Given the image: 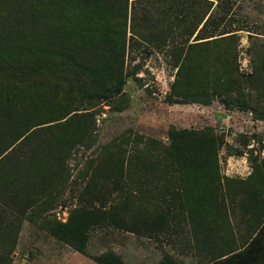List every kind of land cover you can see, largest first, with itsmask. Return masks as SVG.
I'll return each instance as SVG.
<instances>
[{"label": "trees", "instance_id": "obj_1", "mask_svg": "<svg viewBox=\"0 0 264 264\" xmlns=\"http://www.w3.org/2000/svg\"><path fill=\"white\" fill-rule=\"evenodd\" d=\"M244 8L240 0H0V236L13 234L16 210L41 198L40 211L55 202L68 175L49 183L51 171L66 172L72 148L96 128L93 110L120 99L126 77L137 72L138 63L128 73L125 68L129 45H172L176 71L168 103L208 105L216 97L264 119V44L247 48L249 70L237 63L239 31L261 32L264 23L244 25L240 17L253 18ZM253 8L264 13L258 0ZM167 134L166 154L191 225L208 228L211 211L227 214V208L245 224L242 246L219 249L212 262L264 264V156L251 155L250 172L235 178L218 168L221 141L211 127L173 126ZM5 216H13L10 227ZM104 219L136 234L164 229L142 212L127 221L80 206L49 232L98 264H127L111 249L85 251L89 230ZM174 262L165 255L156 264Z\"/></svg>", "mask_w": 264, "mask_h": 264}, {"label": "rangeland", "instance_id": "obj_2", "mask_svg": "<svg viewBox=\"0 0 264 264\" xmlns=\"http://www.w3.org/2000/svg\"><path fill=\"white\" fill-rule=\"evenodd\" d=\"M258 1L264 4V0ZM240 2L245 7L243 12L253 15L240 17L245 19L244 25H251V19L257 25L264 23V13L253 8L255 0ZM239 35L237 63L244 72L250 68L247 48L264 44V31L244 29ZM143 44L137 49L128 46L124 58L127 73L133 65L138 63L139 67L136 74L126 77L124 94L93 110L96 128L72 148L64 164L66 172L51 171L49 183H58L60 177L68 175L66 182L60 181L55 202L40 211L38 208L44 205L41 198L33 200L25 211L16 210L13 234L4 232L0 236V264H62L69 256L77 255L79 250L54 238L49 228L66 222L69 213L80 206L112 211L116 216L124 215L127 221L137 212L147 214L151 220L158 219L164 229L144 239L133 236L129 240L132 247L146 249L142 252L150 258L146 264L156 262L158 248L172 252L176 258L190 257L196 259L193 264H203L223 247L242 246L245 224L230 208L227 214L212 210L208 228L191 225L174 164L166 154L170 142L167 131L173 126L199 130L211 127L221 141L220 172L244 178L251 170L249 157L264 156V119L255 118L248 110L227 108L216 97L208 105L183 100L168 103L166 95L176 71L172 45L147 50ZM119 101L122 106L116 109ZM49 197L44 196V200ZM116 204L123 205V209L112 208ZM12 217H4L9 227ZM120 229L104 219L89 230L87 254L109 249L110 240L123 232ZM134 261L143 262L140 258Z\"/></svg>", "mask_w": 264, "mask_h": 264}, {"label": "crops", "instance_id": "obj_3", "mask_svg": "<svg viewBox=\"0 0 264 264\" xmlns=\"http://www.w3.org/2000/svg\"><path fill=\"white\" fill-rule=\"evenodd\" d=\"M119 229L123 232H120L119 234H117L115 237H113L110 240L111 246L109 249H111L114 252H116L117 254H119L120 257L123 259V261L127 264H144V263L146 264V261H149V259H150L149 257L142 255V252H145L146 249H142V250L140 249L139 250L140 246H138V245L136 248L132 247V244L130 243L129 240L133 236H135V237L137 236V237L144 239L145 236L150 237L151 235L143 234V233L136 234L132 231L124 230L122 227H119ZM133 248H134V251H133ZM104 250H102V251H104ZM102 251H100L99 253H96V254H100V253H102ZM138 252H139L138 256L135 255V253H138ZM171 253L165 252L164 250H160L158 248L157 255L155 258L157 260L153 264H156L165 255L172 257V259H174V261H175L174 264H193L192 260H194V259H191L190 257L179 259V258L172 256ZM127 256H129V257H127ZM138 258H140L143 262L140 263L139 261L138 262L134 261V260H137ZM194 261H196V259ZM215 262L216 261L212 262V259H210L209 261L206 259V262L203 264H215ZM62 264H98V263L93 261L89 256H86L82 252H78L77 255H72V256H69L68 258H66Z\"/></svg>", "mask_w": 264, "mask_h": 264}]
</instances>
